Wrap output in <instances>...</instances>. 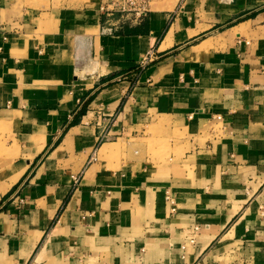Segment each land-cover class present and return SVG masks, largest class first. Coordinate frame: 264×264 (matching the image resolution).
Instances as JSON below:
<instances>
[{
  "label": "crops",
  "instance_id": "1",
  "mask_svg": "<svg viewBox=\"0 0 264 264\" xmlns=\"http://www.w3.org/2000/svg\"><path fill=\"white\" fill-rule=\"evenodd\" d=\"M26 1L0 0V264H264V0Z\"/></svg>",
  "mask_w": 264,
  "mask_h": 264
},
{
  "label": "rangeland",
  "instance_id": "2",
  "mask_svg": "<svg viewBox=\"0 0 264 264\" xmlns=\"http://www.w3.org/2000/svg\"><path fill=\"white\" fill-rule=\"evenodd\" d=\"M50 1L53 3V5L55 7H60V6L65 5V4H67V5H78V4H85V3L92 4V3H95L96 2V0H50ZM48 2H49L48 0H37V1L27 0L26 1V3H30V4L36 5L38 7H41L44 4L47 5ZM106 2H107V4L110 5V9H111L109 11L110 13H119L120 10L122 11L124 9V6H123L124 5V2L126 3V7L130 6L128 0H121V2H123V5H120V8H119V4L118 5H115L116 3H119V0H106ZM118 9H120V10H118ZM121 14L122 13H120V15ZM135 17H136V15L135 16H132L131 17V21L135 20ZM110 18L112 20H114V22H115V21L118 20L119 17L112 16ZM151 59H153V58H151ZM141 63H142V61H141ZM141 63L136 68L137 69V71H136L137 74L141 73V71H143L145 68H147V66L151 63V60H149V62L146 65L143 64L145 67H143ZM7 136H9L8 135V131H6L5 129L4 130L3 129H0V168L4 167L5 164L7 163V160H8L7 156H5V154H6V146H7L6 144L8 142V137ZM17 191H19L18 188L16 189V192ZM18 195H19V193L17 194V196Z\"/></svg>",
  "mask_w": 264,
  "mask_h": 264
},
{
  "label": "built area",
  "instance_id": "3",
  "mask_svg": "<svg viewBox=\"0 0 264 264\" xmlns=\"http://www.w3.org/2000/svg\"><path fill=\"white\" fill-rule=\"evenodd\" d=\"M128 2L130 4V6H132L134 8H137V9H135L133 11V12H135V15H136L135 20H133V21H136V20L138 21V19H141L142 16L146 14L147 10L145 8V4H146V1L145 0H139V1L138 0H128ZM151 58H152V53L150 52L142 60V63H141L142 66L145 67L144 65H146L149 62V60H151ZM111 138L112 137L110 136L109 133H103L102 136H101V138H100V142H105V141L111 140ZM96 160H97V149L93 151V153H92V155L90 157L89 162H94ZM17 194H18V191L15 192L13 196L16 197V198L19 197V196H17ZM167 199H168L170 205L172 206V209L174 210L175 209L174 208V203H175L174 202V199L171 197L170 194H168ZM20 204H24V199H20Z\"/></svg>",
  "mask_w": 264,
  "mask_h": 264
}]
</instances>
